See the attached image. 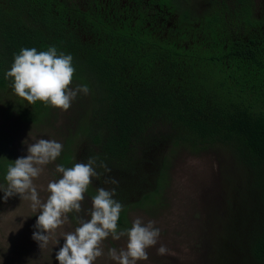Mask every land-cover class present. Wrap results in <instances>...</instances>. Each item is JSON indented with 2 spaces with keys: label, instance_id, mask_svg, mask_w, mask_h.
Returning a JSON list of instances; mask_svg holds the SVG:
<instances>
[{
  "label": "trees",
  "instance_id": "trees-1",
  "mask_svg": "<svg viewBox=\"0 0 264 264\" xmlns=\"http://www.w3.org/2000/svg\"><path fill=\"white\" fill-rule=\"evenodd\" d=\"M50 46L72 55L70 86L90 89L75 98L73 134L56 163L106 164L86 194L115 188L118 230L130 224L128 207L160 198L176 149L223 147L237 175L213 259L264 264V0H0V98L13 91L5 73L14 54ZM10 109L35 126L55 116L21 97Z\"/></svg>",
  "mask_w": 264,
  "mask_h": 264
},
{
  "label": "rangeland",
  "instance_id": "rangeland-1",
  "mask_svg": "<svg viewBox=\"0 0 264 264\" xmlns=\"http://www.w3.org/2000/svg\"><path fill=\"white\" fill-rule=\"evenodd\" d=\"M16 97L19 96L12 91L6 98H0V148L2 155L7 153L9 164L26 156L27 143L36 139L55 140L64 148L67 133L73 134L74 113H79L76 100L67 110H52L55 116L50 122L35 126L18 120L10 109ZM71 138L74 146V141L77 145L82 136ZM172 156L167 169L169 177L157 202L146 207L147 210L128 207L130 224L127 228L136 217H141L144 222L154 221V226L160 229L157 244L147 249L148 260L137 264H217L212 253L217 249L216 237L221 235L220 230L227 222L228 199L232 192L227 181L230 175H237L235 163L223 147L202 152L179 148ZM57 165L56 160L45 165L42 174L34 180L42 201L49 195L46 190L49 180L61 176L56 172ZM7 186V181L0 182V264H59L55 254L64 243L61 233L74 231L80 219L87 220L89 216H80L75 211L68 213V222L55 230L46 247L40 248L32 238L37 230L34 225L39 213L33 212L31 202L20 198L19 194L4 200L3 189ZM84 197L81 209L90 211L92 198L86 193ZM57 238L58 243L55 244ZM126 241V236L119 240L109 236L102 242L104 255L98 257L94 264H115L108 257V250H119L126 246ZM161 244L170 250L169 254H157L156 249Z\"/></svg>",
  "mask_w": 264,
  "mask_h": 264
},
{
  "label": "clouds",
  "instance_id": "clouds-1",
  "mask_svg": "<svg viewBox=\"0 0 264 264\" xmlns=\"http://www.w3.org/2000/svg\"><path fill=\"white\" fill-rule=\"evenodd\" d=\"M73 57L50 46L46 51L36 48H21L14 54L13 63L5 73V79L11 78L14 93L28 104L38 100L46 105L67 110L78 93L87 95L90 91L87 85H78L75 89L72 83L75 68ZM25 143H27L25 141ZM62 144L50 139H36L27 143V155L18 157L9 164L5 180L7 188L3 189V199L7 200L16 194L29 200L33 212H38L32 238L39 243L40 248L46 247L56 229L68 222V213L81 211L84 194L92 182L102 173L110 171L104 162L90 157L87 162H77L71 167L63 164L56 166L60 173L59 179L49 180L46 200L42 201L34 180L44 171V166L55 161L62 152ZM116 184L115 179H111ZM115 188H98L92 197L90 219H80V224L74 231L63 232L64 243L55 254L59 264H94L98 257L104 255L102 242L109 236L119 240L126 236V246L117 250L109 248L108 257L115 264H137L148 260L147 249L154 247L160 236V229L154 221L144 222L136 217L131 227L118 230V220L123 205L114 199ZM58 243V238L55 244ZM157 254H169L170 250L163 244L157 249Z\"/></svg>",
  "mask_w": 264,
  "mask_h": 264
}]
</instances>
